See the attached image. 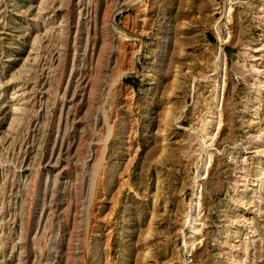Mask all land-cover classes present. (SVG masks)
Returning a JSON list of instances; mask_svg holds the SVG:
<instances>
[{"label":"rangeland","instance_id":"rangeland-1","mask_svg":"<svg viewBox=\"0 0 264 264\" xmlns=\"http://www.w3.org/2000/svg\"><path fill=\"white\" fill-rule=\"evenodd\" d=\"M0 264H264V0H0Z\"/></svg>","mask_w":264,"mask_h":264}]
</instances>
